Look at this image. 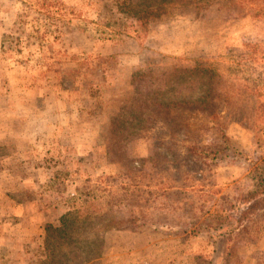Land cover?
Wrapping results in <instances>:
<instances>
[{
  "label": "rangeland",
  "instance_id": "374dc122",
  "mask_svg": "<svg viewBox=\"0 0 264 264\" xmlns=\"http://www.w3.org/2000/svg\"><path fill=\"white\" fill-rule=\"evenodd\" d=\"M122 1L0 0V264H44L68 211L93 264H264V208L223 229L264 181V0ZM202 65L222 110L166 108Z\"/></svg>",
  "mask_w": 264,
  "mask_h": 264
},
{
  "label": "trees",
  "instance_id": "16d2710c",
  "mask_svg": "<svg viewBox=\"0 0 264 264\" xmlns=\"http://www.w3.org/2000/svg\"><path fill=\"white\" fill-rule=\"evenodd\" d=\"M189 1L190 0H123L120 3L119 8L127 17H131L143 24H147L150 19L165 14L168 11L169 6L174 4H185ZM190 72L204 73L209 78L207 82L208 87L201 97L197 99H177L176 101L165 102L163 105L166 108H172L180 104L189 106L194 103L195 108L193 109L198 112L208 113L210 116L218 114V111L222 110V106L220 107V104L218 103L219 96L217 95L215 85L213 84L214 81H216L218 73L211 65H202V67L197 66L195 70L190 69ZM216 102L218 103L216 104L217 108L213 106V103ZM245 198L246 200L244 201L243 208L240 209L239 213L234 214L233 211H231L232 213L223 215V223L225 224L223 229H227V227L230 226L229 224H233L237 220H240L243 215H254V212L258 213L259 210L264 208V181L263 184L258 185L255 190L250 191ZM234 215H237L238 218L236 219ZM87 222L86 217L79 218L77 214H75V211H68L62 216L60 225L55 226L49 224L46 226L45 247L47 250V258L44 261V264H72L71 262L75 264L76 260L79 261L78 263L86 262L88 260V264H93L90 261L94 259V257L99 256L101 250L92 247L89 243H86V245L81 244L74 236L77 229L76 225H85ZM223 223L220 222V224ZM222 226L223 225H221V227ZM220 234L224 236V231H222V229ZM66 238L71 239L72 241H66ZM226 240L227 238L224 239V241ZM58 244L60 246L65 244V250L61 251ZM66 247L71 248V250H68Z\"/></svg>",
  "mask_w": 264,
  "mask_h": 264
}]
</instances>
